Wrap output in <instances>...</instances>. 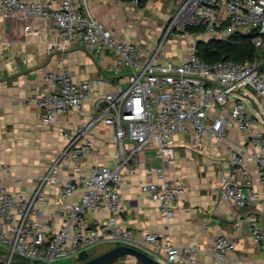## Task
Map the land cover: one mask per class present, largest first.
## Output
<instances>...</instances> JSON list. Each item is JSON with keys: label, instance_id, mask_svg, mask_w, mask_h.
<instances>
[{"label": "built area", "instance_id": "obj_1", "mask_svg": "<svg viewBox=\"0 0 264 264\" xmlns=\"http://www.w3.org/2000/svg\"><path fill=\"white\" fill-rule=\"evenodd\" d=\"M130 1L135 6L140 0ZM0 7L6 18L35 15L48 20L65 40L66 48L58 58L60 66L43 75L46 91L27 100L41 107L43 124L72 110L85 113L93 81H74L63 62L67 48H82L98 61L110 54L114 71L127 70V84L103 93L86 122L74 131L58 130L66 144L29 194L6 188L3 177L8 171L0 172V248L5 258L17 256L50 264L60 258H78L91 246L108 243L134 246L165 264H195L199 245L176 246L167 235L155 232L136 237L117 219L124 210L121 183L138 165V154L150 148L160 160L172 159L175 136L180 133L191 135L194 148L204 138L211 139L214 147L224 145L226 165L219 171L223 200L236 208L264 205V0H176L160 41L143 62L136 43L116 40L86 6L84 12L78 8L77 0H0ZM241 29L254 32L251 42L257 53L253 58L206 62L197 53V40H192L186 57L155 60L162 56L161 47L171 34L181 38L192 34L205 41L222 39ZM99 121L113 128L116 148L106 163L88 173H81L77 166L76 173L63 179L58 203L66 202L80 188L82 193L79 201L66 205L62 224L50 226L43 214L52 198L46 195L43 184L56 181L54 172L59 166L84 158L91 148L86 134ZM152 170L162 175L160 167ZM136 185L165 215L171 214L178 196L189 188L179 180H138ZM100 210L111 215L89 223L87 213ZM244 221L255 243L264 239L252 213H247ZM234 250V243L223 234L217 235L209 248L216 260L226 259Z\"/></svg>", "mask_w": 264, "mask_h": 264}, {"label": "crops", "instance_id": "obj_2", "mask_svg": "<svg viewBox=\"0 0 264 264\" xmlns=\"http://www.w3.org/2000/svg\"><path fill=\"white\" fill-rule=\"evenodd\" d=\"M164 5L165 12L160 8ZM176 0H143L132 5L130 0H77L78 8L84 12L85 6L96 19L110 29L118 41L130 40L140 49V62L148 59L160 41L162 30L173 12ZM56 7L57 3L51 2ZM153 6L158 14H163L164 24L140 20L144 9ZM29 25L25 30L24 26ZM145 28L144 32L142 29ZM168 42L161 47V57L165 61L186 57L189 42L201 41L194 35L179 37L169 35ZM165 39V40H166ZM65 40L48 20L39 16L25 19L6 18L0 7V172L6 169L3 182L10 190H20L25 195L39 182L66 144V138L58 130L74 131L94 113L96 102L105 92L117 90L127 84V70L114 71L110 54L101 61L79 47L67 48L63 60L74 81L91 80L90 96L84 103V114L72 110L58 115L50 124L40 122L41 107L28 102L33 94L46 91L43 75L46 71L58 69ZM99 105H102L100 102ZM113 128L99 121L87 132L91 148L80 161H72L58 167L54 172L55 182L45 181L43 189L52 198L44 210L43 220L50 226L59 227L66 214V205L80 200L82 189H78L63 204L58 203V194L63 179L81 173L99 164L106 163L116 146L112 141ZM234 138H237L234 136ZM175 155L172 159L160 160L153 149L146 148L138 154V165L126 175L121 183L120 196L124 210L117 217L123 226L130 227L135 236L146 232L167 235L176 246L197 244L201 251L196 255L195 264H264V239L255 243L247 230L244 216L252 213L264 231V205L236 208L227 203L220 194L219 171L226 165L224 145L213 146V141L204 138L194 148L190 134H177L174 140ZM160 167L162 175L152 169ZM162 182L179 180L189 186L178 196L170 215H165L157 203L140 192L137 182ZM254 183L260 190L254 174ZM111 215L108 210L87 213L88 222L95 224ZM219 234L225 235L235 245V250L224 260L214 259L209 248ZM114 264H135L128 257Z\"/></svg>", "mask_w": 264, "mask_h": 264}, {"label": "trees", "instance_id": "obj_3", "mask_svg": "<svg viewBox=\"0 0 264 264\" xmlns=\"http://www.w3.org/2000/svg\"><path fill=\"white\" fill-rule=\"evenodd\" d=\"M253 31L246 33L235 31L224 39L209 38L205 41L197 42V53L206 62H213L222 58H229L241 61L243 58H253L257 53V48L251 42ZM0 253L5 257V252L0 248ZM90 257L88 253L82 252L78 260L84 261ZM15 260H24L15 257ZM79 261V262H80Z\"/></svg>", "mask_w": 264, "mask_h": 264}, {"label": "water", "instance_id": "obj_4", "mask_svg": "<svg viewBox=\"0 0 264 264\" xmlns=\"http://www.w3.org/2000/svg\"><path fill=\"white\" fill-rule=\"evenodd\" d=\"M128 257L133 260L135 264H165L162 261L152 257L148 253L130 245L117 244L107 248L93 256L88 257L84 261L76 264H114L119 259ZM0 264H38L36 262L27 260H15L7 257L0 258Z\"/></svg>", "mask_w": 264, "mask_h": 264}, {"label": "rangeland", "instance_id": "obj_5", "mask_svg": "<svg viewBox=\"0 0 264 264\" xmlns=\"http://www.w3.org/2000/svg\"><path fill=\"white\" fill-rule=\"evenodd\" d=\"M143 2V0H140L139 1V5L138 7L140 6V4ZM165 4H163V6L160 8V12L161 13H164L165 12V7H164ZM156 8L154 9L153 6H150L146 9H144V12H143V16H141L140 18H137V20H140L141 21V24H143V26L146 28V24L145 22H142V20H145V21H149V22H153L155 21V23L158 25L159 24H164L165 20H164V16L163 14H158V12H156ZM145 28L142 29V32H144ZM148 28V27H147ZM239 32H243V33H246L247 30H238ZM226 38V37H224ZM222 38V39H224ZM168 42V39L165 40V43ZM114 246L113 244H108V243H105V244H99V245H94V246H91L90 248H88L86 250V252L88 253L89 256H93L107 248H110ZM17 257V256H14V258ZM0 258L2 259H5V257L0 253ZM19 258V257H18ZM22 259V258H21ZM80 260H78L77 257H68V258H60V259H57L53 262H51L50 264H76L77 262H79Z\"/></svg>", "mask_w": 264, "mask_h": 264}]
</instances>
